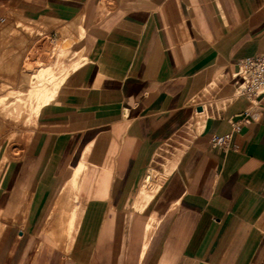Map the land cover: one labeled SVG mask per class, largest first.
Wrapping results in <instances>:
<instances>
[{"label": "crops", "instance_id": "crops-1", "mask_svg": "<svg viewBox=\"0 0 264 264\" xmlns=\"http://www.w3.org/2000/svg\"><path fill=\"white\" fill-rule=\"evenodd\" d=\"M41 11L77 56L27 136L0 130V264H264V107L235 94L238 62L264 52V0H29Z\"/></svg>", "mask_w": 264, "mask_h": 264}, {"label": "rangeland", "instance_id": "rangeland-1", "mask_svg": "<svg viewBox=\"0 0 264 264\" xmlns=\"http://www.w3.org/2000/svg\"><path fill=\"white\" fill-rule=\"evenodd\" d=\"M28 2L29 0H25V2L22 3L25 6L17 10L13 5L9 7L6 4L0 7V20L3 19L0 21V31L6 36V39L0 42V79L4 82V85H1L0 95V130L4 129L5 137L7 138L5 143L9 145L13 142L14 131L22 132L23 135L20 137L23 138L27 136L35 125L36 112L38 113L39 111L38 104L39 106L42 105V101L38 98V89H40V87L37 85H46V94L44 95V98H46L45 102L50 100L49 98L51 97H49L47 93L49 92V94L52 95L53 90L57 88L59 84L61 85L60 82L63 81V78L68 73L67 60L71 59L73 56H77V52L72 49V43L75 37L71 34V28L62 27L60 25V18H49V21L46 22L42 11L37 14L29 13ZM36 15L37 18L35 20ZM77 24L81 25V20L79 18L75 21V28L78 31L79 37L80 30L77 28ZM51 30L58 34V38L54 34H50ZM28 37L32 38L31 43H29ZM34 37L37 39L36 42L34 41ZM17 38L21 40V44L16 42L17 44L15 45L13 40ZM25 41H27V43H24ZM24 45H26V49ZM17 49L20 51L23 50V53L20 59L21 70L17 71V73L20 72L21 74L20 85L16 87L9 78L7 79L6 77V79H3V74L5 72V74H9L13 77L14 72L11 68L12 66L7 68L6 63L9 60H16L20 57L17 55L19 52ZM54 60H57L56 65L54 64ZM79 60L70 65V71ZM72 61L73 60H70V63H72ZM52 70H54L53 73L56 74H54L55 78L53 82L46 84L45 77L41 81H36L37 74ZM55 90L57 94L59 87ZM37 108L38 111L35 110ZM170 163L174 164L175 162L171 160ZM156 171H158L157 168L151 167L145 175L153 174ZM159 177L157 176L155 179L158 180ZM164 179L165 177L161 176V185ZM143 185H146L147 189L150 187V183L144 182ZM67 197L66 202L70 205H74L73 201L76 197L70 195ZM147 202V199L142 198L140 203H138L139 208L145 206Z\"/></svg>", "mask_w": 264, "mask_h": 264}, {"label": "built area", "instance_id": "built-area-1", "mask_svg": "<svg viewBox=\"0 0 264 264\" xmlns=\"http://www.w3.org/2000/svg\"><path fill=\"white\" fill-rule=\"evenodd\" d=\"M237 65L235 76L239 77V80L235 82V94L248 97L251 105H254L255 108L259 105L264 107V52L247 56L240 60ZM256 119L257 112L253 108L245 109L238 115L237 120L232 125L234 130H239L241 126L250 125ZM228 137V135L215 137L213 145H223Z\"/></svg>", "mask_w": 264, "mask_h": 264}, {"label": "bare ground", "instance_id": "bare-ground-1", "mask_svg": "<svg viewBox=\"0 0 264 264\" xmlns=\"http://www.w3.org/2000/svg\"><path fill=\"white\" fill-rule=\"evenodd\" d=\"M79 30H80V36H84V34H83V28H82V26H79ZM62 50V49H61ZM74 55H76V54H74ZM74 57V56H73ZM59 58V57H58ZM60 59V58H59ZM80 60L78 61V63L74 66V68L72 69V70H74L75 68H77L80 64H82L83 62H85V61H87L88 59L87 58H85V57H80L79 58ZM89 59H92V58H89ZM61 61V60H60ZM56 62H57V60H54V64L56 65ZM58 62H59V60H58ZM53 64V65H54ZM52 69H53V66H52ZM45 70H46V68H45ZM41 71V70H40ZM53 71L54 70H52V71H43V72H41V73H39V74H37L36 75V81H41L44 77H45V82H46V84H48V83H51V82H53L54 81V78H55V73H53ZM60 71V70H59ZM55 74V75H54ZM38 78H39V80H38ZM59 82V81H58ZM37 83V82H36ZM37 86H39L40 87V89H38V98L40 99V101H42V104H44L45 103V99L46 98H44V95L46 94V85H44V84H39V85H37ZM59 86V85H58ZM57 86V87H58ZM56 87V86H55ZM55 89H57V88H55ZM53 90V94L51 95V94H49V92L47 93V95L49 96V97H51V98H49L50 100L54 97V95H55V93H56V90ZM51 95V96H50ZM47 96V97H48ZM49 101V100H48ZM44 102V103H43ZM40 103V102H39ZM38 107L40 108L41 107V105L39 106V104H38ZM35 110H37L38 111V108L37 109H35ZM36 114H37V112H36ZM204 120V119H203ZM173 166H174V164L173 163H170V161H168L166 164H164V166L162 167V170L161 171H156L155 173H153V174H147V175H145L144 176V179H143V181H142V184H141V187H140V189H139V199L141 200L142 198H145V199H149L152 195H153V193L157 190V188L159 187V185H160V178H161V176H164V177H166L171 171H172V169H173ZM81 170H82V165H79L77 168H75L74 169V172H73V175H72V178H71V181H70V186L72 187V186H74V184H75V179L78 177V175H79V173L81 172ZM159 177L158 178V180H156L155 178L156 177ZM79 179V178H78ZM78 179H77V181H78ZM150 183V187L147 189L146 188V185L144 186L143 185V183ZM77 185V184H76ZM72 189V188H71ZM72 218H73V216H70L69 217V220H68V224H67V226L65 227V234L66 235H68L69 234V230H70V228H71V223H72ZM72 230V229H71ZM70 230V231H71Z\"/></svg>", "mask_w": 264, "mask_h": 264}]
</instances>
